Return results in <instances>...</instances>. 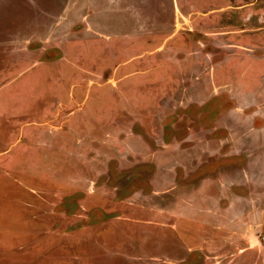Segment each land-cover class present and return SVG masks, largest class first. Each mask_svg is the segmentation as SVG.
Here are the masks:
<instances>
[{"label":"rangeland","instance_id":"374dc122","mask_svg":"<svg viewBox=\"0 0 264 264\" xmlns=\"http://www.w3.org/2000/svg\"><path fill=\"white\" fill-rule=\"evenodd\" d=\"M0 264H264V0H0Z\"/></svg>","mask_w":264,"mask_h":264}]
</instances>
